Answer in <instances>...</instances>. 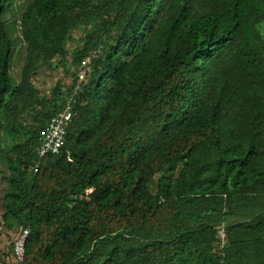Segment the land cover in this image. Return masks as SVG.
<instances>
[{
    "label": "trees",
    "instance_id": "trees-1",
    "mask_svg": "<svg viewBox=\"0 0 264 264\" xmlns=\"http://www.w3.org/2000/svg\"><path fill=\"white\" fill-rule=\"evenodd\" d=\"M9 1L0 127L6 113L27 139L5 154L2 222L28 230L22 264H264V36L242 21L248 0H32L12 89ZM99 45L64 147L38 159ZM42 71H63L43 93Z\"/></svg>",
    "mask_w": 264,
    "mask_h": 264
},
{
    "label": "rangeland",
    "instance_id": "rangeland-1",
    "mask_svg": "<svg viewBox=\"0 0 264 264\" xmlns=\"http://www.w3.org/2000/svg\"><path fill=\"white\" fill-rule=\"evenodd\" d=\"M32 0H10L9 9L4 13L3 20L7 26L8 34L13 42V53L10 65V87H16L26 70L29 67V59L26 52V45L22 40L20 31V15L24 8ZM242 21L244 24L256 23L255 26L259 32L264 36V0H248L247 7L244 11ZM73 45H69V50L72 52L76 48V38L80 34H76ZM46 37V36H45ZM43 40L40 41L39 46L42 45ZM60 74V73H58ZM58 74L52 75L50 78L45 71L39 72L37 79H33L34 85L40 90L41 93L50 89V85L55 82ZM63 75V71L60 76ZM2 127H0V259L5 263H15L12 254L11 245L18 234L14 227L3 225V197L7 187L8 170L5 161V154L10 151L14 146L26 141L27 134L24 126L14 119H11L6 113L2 114ZM171 173L166 172L165 175L169 176ZM158 177V176H157ZM155 178V181L157 179Z\"/></svg>",
    "mask_w": 264,
    "mask_h": 264
},
{
    "label": "built area",
    "instance_id": "built-area-1",
    "mask_svg": "<svg viewBox=\"0 0 264 264\" xmlns=\"http://www.w3.org/2000/svg\"><path fill=\"white\" fill-rule=\"evenodd\" d=\"M101 51L102 45L92 49L88 55L80 61L75 77L66 81L65 84L67 86L64 88L66 92L65 102L60 111L49 119L46 126L41 131L38 144L34 148V153L38 159H42L47 155H56L64 147L68 128L77 115V107L81 101L84 86L92 72V61L101 54ZM92 191V188L85 190L80 198L88 201ZM27 236L28 230L24 229L13 242V254L18 264L23 263L24 244ZM218 236V246L222 247L225 244V235L219 232Z\"/></svg>",
    "mask_w": 264,
    "mask_h": 264
}]
</instances>
